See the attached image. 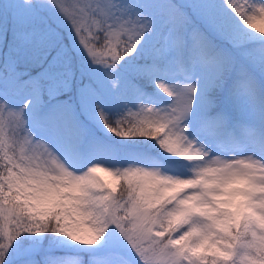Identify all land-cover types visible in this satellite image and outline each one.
<instances>
[{
  "label": "snow or ice",
  "instance_id": "1",
  "mask_svg": "<svg viewBox=\"0 0 264 264\" xmlns=\"http://www.w3.org/2000/svg\"><path fill=\"white\" fill-rule=\"evenodd\" d=\"M0 264H264V0H0Z\"/></svg>",
  "mask_w": 264,
  "mask_h": 264
}]
</instances>
